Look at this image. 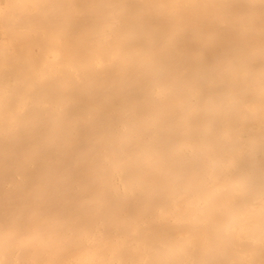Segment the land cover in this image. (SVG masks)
I'll list each match as a JSON object with an SVG mask.
<instances>
[{
  "label": "bare ground",
  "instance_id": "1",
  "mask_svg": "<svg viewBox=\"0 0 264 264\" xmlns=\"http://www.w3.org/2000/svg\"><path fill=\"white\" fill-rule=\"evenodd\" d=\"M0 264H264V0H0Z\"/></svg>",
  "mask_w": 264,
  "mask_h": 264
}]
</instances>
